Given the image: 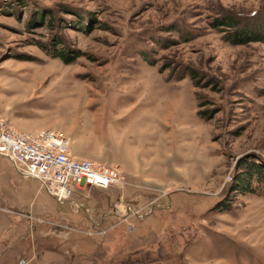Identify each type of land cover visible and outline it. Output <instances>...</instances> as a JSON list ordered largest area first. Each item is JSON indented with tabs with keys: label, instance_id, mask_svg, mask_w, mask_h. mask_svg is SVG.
I'll return each mask as SVG.
<instances>
[{
	"label": "rangeland",
	"instance_id": "obj_1",
	"mask_svg": "<svg viewBox=\"0 0 264 264\" xmlns=\"http://www.w3.org/2000/svg\"><path fill=\"white\" fill-rule=\"evenodd\" d=\"M226 15L264 24V0H0V116L125 177L58 204L0 157V264L32 245L91 256L76 264H264L263 184L244 179L264 168V43L226 42Z\"/></svg>",
	"mask_w": 264,
	"mask_h": 264
},
{
	"label": "built area",
	"instance_id": "obj_2",
	"mask_svg": "<svg viewBox=\"0 0 264 264\" xmlns=\"http://www.w3.org/2000/svg\"><path fill=\"white\" fill-rule=\"evenodd\" d=\"M0 157L7 159L23 179L38 182L58 204L69 202L76 190H107L125 182L119 166L75 156L70 139L63 133L51 129L21 131L2 116ZM133 211L126 209L127 213Z\"/></svg>",
	"mask_w": 264,
	"mask_h": 264
},
{
	"label": "trees",
	"instance_id": "obj_3",
	"mask_svg": "<svg viewBox=\"0 0 264 264\" xmlns=\"http://www.w3.org/2000/svg\"><path fill=\"white\" fill-rule=\"evenodd\" d=\"M215 26L220 27L224 31V40L232 45H245L252 42H262L264 43V24L260 20L250 19L245 23L235 18L233 15H226L220 19H217ZM58 52L53 53L52 56L61 59L64 63H70L71 58L66 52L57 50ZM70 59V60H69ZM185 74L189 75L194 81L196 76L194 71L186 69ZM177 80L182 79V76L176 77ZM257 164H249L245 170V180L252 179L257 180L263 184L264 189V168L261 166H256ZM247 166V165H246Z\"/></svg>",
	"mask_w": 264,
	"mask_h": 264
},
{
	"label": "crops",
	"instance_id": "obj_4",
	"mask_svg": "<svg viewBox=\"0 0 264 264\" xmlns=\"http://www.w3.org/2000/svg\"><path fill=\"white\" fill-rule=\"evenodd\" d=\"M120 170L123 172L122 168H120ZM28 215L31 217V213H28ZM26 250L21 251L20 255L18 256L19 260L17 264H19V261L21 260L24 261L25 264H76L77 257H81L79 254H76L74 249L60 251L43 247L42 245H32L25 254ZM90 257L91 256L89 255H84L81 258H88L90 261ZM89 264L91 263L89 262Z\"/></svg>",
	"mask_w": 264,
	"mask_h": 264
}]
</instances>
